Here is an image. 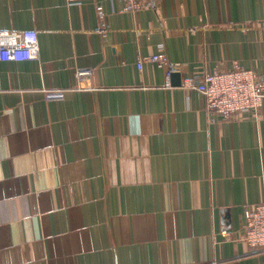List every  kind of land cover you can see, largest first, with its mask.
<instances>
[{
  "label": "crops",
  "instance_id": "crops-1",
  "mask_svg": "<svg viewBox=\"0 0 264 264\" xmlns=\"http://www.w3.org/2000/svg\"><path fill=\"white\" fill-rule=\"evenodd\" d=\"M124 7L0 0V49L32 29L40 53L0 54V264H264L239 239L264 202V105L212 121L182 85L264 76V0Z\"/></svg>",
  "mask_w": 264,
  "mask_h": 264
},
{
  "label": "built area",
  "instance_id": "built-area-1",
  "mask_svg": "<svg viewBox=\"0 0 264 264\" xmlns=\"http://www.w3.org/2000/svg\"><path fill=\"white\" fill-rule=\"evenodd\" d=\"M114 1V0H111ZM125 10L136 11L151 5L152 0H123ZM98 11L104 18V6L98 2ZM17 40L0 49L5 59H39V37L36 30L26 29L19 32ZM159 66H169L170 59L165 45L160 44L158 51L149 58ZM175 65V64H174ZM178 67V66H177ZM173 68L167 72L168 85ZM184 87L197 89L207 99L206 109L212 121L235 119L239 114H259L264 105V76L258 75L253 68H246L235 63L231 70L207 71L201 79L187 77ZM244 231L240 240L252 250L264 248V202L245 206ZM226 237L231 236L224 231Z\"/></svg>",
  "mask_w": 264,
  "mask_h": 264
},
{
  "label": "water",
  "instance_id": "water-1",
  "mask_svg": "<svg viewBox=\"0 0 264 264\" xmlns=\"http://www.w3.org/2000/svg\"><path fill=\"white\" fill-rule=\"evenodd\" d=\"M173 72L171 74V78H173V82L180 84L181 81V73L177 70L178 68L176 66L172 67Z\"/></svg>",
  "mask_w": 264,
  "mask_h": 264
}]
</instances>
